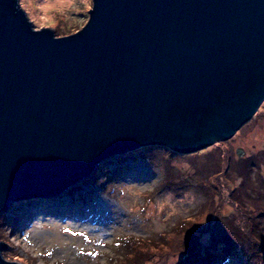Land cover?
Returning a JSON list of instances; mask_svg holds the SVG:
<instances>
[{
  "label": "water",
  "instance_id": "95a60500",
  "mask_svg": "<svg viewBox=\"0 0 264 264\" xmlns=\"http://www.w3.org/2000/svg\"><path fill=\"white\" fill-rule=\"evenodd\" d=\"M263 103L264 0H92L60 37L0 0V214L114 156L227 141Z\"/></svg>",
  "mask_w": 264,
  "mask_h": 264
},
{
  "label": "rangeland",
  "instance_id": "374dc122",
  "mask_svg": "<svg viewBox=\"0 0 264 264\" xmlns=\"http://www.w3.org/2000/svg\"><path fill=\"white\" fill-rule=\"evenodd\" d=\"M19 2L36 29L51 28L58 37L80 30L92 9V0ZM217 143L192 154L142 147L103 161L89 178L47 201L13 204L0 214L3 256L20 264H205L202 258L191 263L185 254L194 249L192 239L185 242L193 233L198 251L216 248L219 256L211 264H264V244L245 253L225 241L247 205L249 214L256 206L264 209V200L253 197L264 187L257 189L258 179L239 174L264 150V103L231 139ZM238 147L245 149L244 157L237 156ZM256 168L253 173L264 181V164ZM235 199L242 212L232 206ZM148 239L124 261L125 245Z\"/></svg>",
  "mask_w": 264,
  "mask_h": 264
},
{
  "label": "trees",
  "instance_id": "16d2710c",
  "mask_svg": "<svg viewBox=\"0 0 264 264\" xmlns=\"http://www.w3.org/2000/svg\"><path fill=\"white\" fill-rule=\"evenodd\" d=\"M220 144L221 143H217L218 146ZM259 155H254V156H257V157H256L255 160L253 159L251 161V163H252V167L251 168L247 164H244L243 160H241L242 165L243 164L244 165L239 170V174L243 177V179H246L247 178L246 176H248V178L253 176L254 179L255 178H256V180L258 179V183H257L258 187H257V189L259 188V186H263L264 187V181H263V178H261L259 174L253 173V171L255 169H257L256 167L260 166L261 164H264V150ZM248 169H249V174L246 173V171H245V170H248ZM250 171H251V173H250ZM253 197L258 199V201H263L264 200V192L260 191V193H259V191H257L255 189L253 191ZM39 200L47 201V199H39ZM232 203L234 205H232V204L231 205L233 207H235V209L239 208V203H240L239 201H237L235 199V200L232 201ZM249 208H250V205H247L246 206V212L244 211V213H239L238 214L239 218H236V220L235 219L233 220V224H236V227L234 229L233 228L229 229V232H231V235H230L231 240H225L226 243H229V241H233L232 243L237 244V245L240 246V248H238V250L243 248L245 253L247 251H249V249L251 248L252 245L258 248V247H260L261 245L264 244V235H263L264 233L261 231L262 224H263L261 220H264V209H261L260 207L256 206V211L251 212V214H249L248 213ZM239 209H240L239 211L242 212L243 208H239ZM192 235H193V233L190 235V237L186 238V240H185V242H186L189 239H192L193 242H195L194 249L191 247L189 252H185L186 255L192 257L190 259L191 263L196 262L197 258H202L203 260L206 261L205 264H211V262L215 259V257L218 258L219 254L216 251L215 247L214 248L205 247L202 251H198V248H199L198 246H200L197 243V239L198 238H196L195 236L193 237ZM256 236H260V238H261V242L260 243L257 241ZM150 240L151 239H148V241H143V242H140V243L128 244V245H125L123 247V249L120 247V249H122L123 251L127 250V253H129L127 255L125 254V256L123 258L124 261L128 260L130 262L131 260H129V259H131V257H130L131 250H133V248H134L136 250L135 252L138 253L137 245H140V246L142 245L143 247H145V245H147L148 242H150ZM169 241H170V237L167 239L166 242H169ZM219 243L222 244L223 242H219ZM232 243L229 244V247H231ZM188 245H189V243H188ZM188 245H186V246H188ZM192 245H193V243H192ZM179 248H180V251L183 249L181 247V243L179 245ZM253 249H254V247H253ZM183 252H184V250L181 251V253H183ZM196 256H198V257H196ZM136 258H137V260L135 261V263L140 262L139 261V259L141 258L140 254L137 255ZM226 258H228V257H226ZM220 259H222V258H220ZM133 263H134V261H133Z\"/></svg>",
  "mask_w": 264,
  "mask_h": 264
},
{
  "label": "bare ground",
  "instance_id": "6f19581e",
  "mask_svg": "<svg viewBox=\"0 0 264 264\" xmlns=\"http://www.w3.org/2000/svg\"><path fill=\"white\" fill-rule=\"evenodd\" d=\"M45 2H43L45 5L47 4V5H50L51 3H49L50 2V0H44Z\"/></svg>",
  "mask_w": 264,
  "mask_h": 264
}]
</instances>
